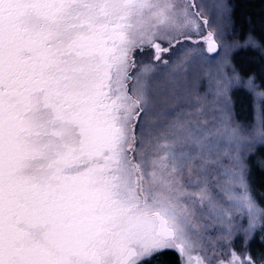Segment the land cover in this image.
I'll return each mask as SVG.
<instances>
[{
    "label": "snow or ice",
    "instance_id": "6c2138e0",
    "mask_svg": "<svg viewBox=\"0 0 264 264\" xmlns=\"http://www.w3.org/2000/svg\"><path fill=\"white\" fill-rule=\"evenodd\" d=\"M232 15L230 0H0V264H264L248 183L264 31L236 41Z\"/></svg>",
    "mask_w": 264,
    "mask_h": 264
},
{
    "label": "trees",
    "instance_id": "16d2710c",
    "mask_svg": "<svg viewBox=\"0 0 264 264\" xmlns=\"http://www.w3.org/2000/svg\"><path fill=\"white\" fill-rule=\"evenodd\" d=\"M232 24L235 36L242 41L251 31L258 35L264 31V0H232ZM235 64L238 68L245 71L260 74V60L250 51H240L235 55ZM237 108L241 120H246L250 115L249 98L241 91L238 92ZM264 147L257 146L253 151V159L249 165L248 183L253 190V194L260 200L264 198ZM253 253L260 255L264 253V240L256 237V242L252 243ZM163 264H173L172 257L163 258Z\"/></svg>",
    "mask_w": 264,
    "mask_h": 264
},
{
    "label": "rangeland",
    "instance_id": "374dc122",
    "mask_svg": "<svg viewBox=\"0 0 264 264\" xmlns=\"http://www.w3.org/2000/svg\"><path fill=\"white\" fill-rule=\"evenodd\" d=\"M230 3H231V6H232V0H230ZM226 31L229 33V34H231L232 35V38L234 39V40H236V41H240L236 36H235V30H234V26H233V24L231 23L230 25H227L226 26ZM246 49H240V50H238L237 52H235L234 53V58H235V55L238 53V52H240V51H245ZM234 63H235V61H234ZM238 92L240 93L241 91H236L235 93H234V102H235V108H236V112H237V114L239 115V113H238V108H237V102H238ZM254 151V150H253ZM249 177V176H248ZM251 187V186H250ZM251 190H252V188H251ZM252 192H253V190H252ZM256 242V238L254 239V243ZM253 243V242H252Z\"/></svg>",
    "mask_w": 264,
    "mask_h": 264
}]
</instances>
